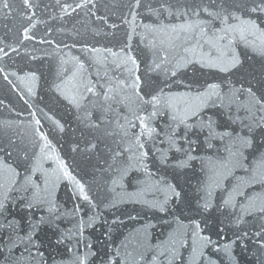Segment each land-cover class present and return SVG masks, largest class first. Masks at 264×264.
Returning <instances> with one entry per match:
<instances>
[{
    "label": "snow or ice",
    "instance_id": "6c2138e0",
    "mask_svg": "<svg viewBox=\"0 0 264 264\" xmlns=\"http://www.w3.org/2000/svg\"><path fill=\"white\" fill-rule=\"evenodd\" d=\"M57 3L64 15L98 8L97 0ZM22 4L23 39H35V6ZM122 7L119 23L96 19L124 25L123 41L83 43L84 59L69 51L51 85L92 137L84 148L68 142L72 166L61 154L68 120L32 99L42 75L0 66L29 117L0 121L23 133L0 143V264H241L236 249L264 264V0ZM0 9L11 12L9 0ZM101 137L111 144L90 173L75 157H99ZM61 185L70 187L64 203Z\"/></svg>",
    "mask_w": 264,
    "mask_h": 264
},
{
    "label": "water",
    "instance_id": "95a60500",
    "mask_svg": "<svg viewBox=\"0 0 264 264\" xmlns=\"http://www.w3.org/2000/svg\"><path fill=\"white\" fill-rule=\"evenodd\" d=\"M9 2L12 6L11 12L6 9H0V47L9 53L7 57L0 58V66L5 67L9 72L15 71L21 76L28 71H37L42 75V86L38 90L39 96L32 99L41 107L47 106V108L54 109L58 118L62 116L68 120L70 127L66 134H61L64 137L61 140V144H63L61 154L72 166L71 155L75 154H68V142L79 140L81 148H84V141L92 137L84 130L83 125L78 126L74 110L73 113H69L67 102L58 99L54 90H50L51 85L54 82H58L57 75L60 71V60L69 51H71L72 55L81 56L84 59L87 54L80 47L83 43H89L96 47H112L115 49L123 41L125 35L124 25H121L116 30L109 29L105 26L104 22L96 19V15H107L110 22L119 23V16L126 11L122 6L128 0H97L98 8L93 9L92 13H89L87 9H77L75 13L69 15L61 13L57 0H32L36 15L31 21L35 24V27L31 29L30 35L35 36V39L29 40L23 39V28L28 26L29 21L22 14L24 11L22 0H9ZM73 2L74 0H60V3ZM138 40L139 38L137 37L134 43H138ZM42 41H47V43H43ZM53 41L55 43H52ZM56 44L61 46L60 49L56 48ZM73 44L77 46L71 47ZM64 45H68V47H64ZM140 46L143 47V45ZM11 48H15L16 52H12ZM33 56L37 57V59L33 60ZM251 63L253 67L259 69L260 60L258 57H254ZM90 70L95 71V69ZM10 79L14 78L10 77ZM40 97H43V99H40ZM0 101H3V103H0V121L29 119L26 111L27 105L20 95L3 79L2 74H0ZM21 112L24 113L23 116L18 115ZM48 127L49 125L45 121V128ZM82 131L85 133L84 136H81ZM16 133L23 135L22 130L15 125L12 128L0 126V143L6 142L8 136H14ZM96 134L100 135L99 133ZM105 143L111 144V140L105 141L101 137L98 149L99 157L96 155L89 157L87 153L76 155V163L79 164L80 168L86 169L91 173L92 165L102 164L103 157L105 156ZM2 156L3 153H0V157ZM9 163H11V160H9ZM53 166L54 164L50 161L45 164V167ZM193 183H195L194 180ZM65 185H61L57 193V197L61 203H64L68 199L70 191V187H66ZM93 191H96L95 186ZM249 191L258 193L261 189L259 186H256ZM67 206L71 207V201H68ZM128 207L131 208V206ZM148 218H151L150 213ZM126 225L128 228L133 227V224L127 221ZM161 231L162 228L157 227L155 229L156 235L159 236ZM236 253L241 257V264H254V257L251 252L236 249ZM62 258L65 261H70L71 255L66 254Z\"/></svg>",
    "mask_w": 264,
    "mask_h": 264
}]
</instances>
